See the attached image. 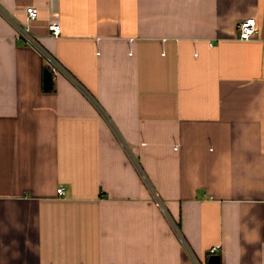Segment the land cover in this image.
Here are the masks:
<instances>
[{
	"label": "crops",
	"instance_id": "obj_1",
	"mask_svg": "<svg viewBox=\"0 0 264 264\" xmlns=\"http://www.w3.org/2000/svg\"><path fill=\"white\" fill-rule=\"evenodd\" d=\"M214 246L264 264V0H0V264Z\"/></svg>",
	"mask_w": 264,
	"mask_h": 264
},
{
	"label": "built area",
	"instance_id": "obj_2",
	"mask_svg": "<svg viewBox=\"0 0 264 264\" xmlns=\"http://www.w3.org/2000/svg\"><path fill=\"white\" fill-rule=\"evenodd\" d=\"M26 12H27V16L29 19H35L39 14L38 8L34 5L27 6ZM238 29H239V38L243 40H249V39L257 37L258 35L257 18L252 16V17H248L246 19L241 20L238 23ZM23 30H24L23 35L25 34V36L30 38V36H28V33H27L28 27H25ZM49 30L52 35L59 36L62 31L61 24L58 22L51 23L49 25ZM30 40L34 43L33 38H30ZM39 49H41V51L46 55V57L50 59V61L55 65V67L61 68L57 60H55L49 53L45 52V50H43L40 46H39ZM57 191L59 194H65L66 190L64 186H60L58 187ZM216 251H217V246H214L211 248L212 253H215Z\"/></svg>",
	"mask_w": 264,
	"mask_h": 264
},
{
	"label": "water",
	"instance_id": "obj_3",
	"mask_svg": "<svg viewBox=\"0 0 264 264\" xmlns=\"http://www.w3.org/2000/svg\"><path fill=\"white\" fill-rule=\"evenodd\" d=\"M44 88L51 89L53 87V71L49 67L44 68ZM208 264H221V255L219 253H211L208 257Z\"/></svg>",
	"mask_w": 264,
	"mask_h": 264
}]
</instances>
